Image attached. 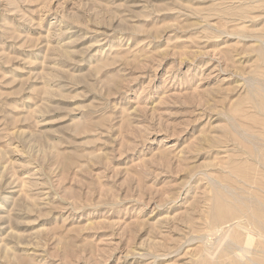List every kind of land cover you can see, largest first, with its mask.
Wrapping results in <instances>:
<instances>
[{"label": "rangeland", "instance_id": "374dc122", "mask_svg": "<svg viewBox=\"0 0 264 264\" xmlns=\"http://www.w3.org/2000/svg\"><path fill=\"white\" fill-rule=\"evenodd\" d=\"M0 264H264V0H0Z\"/></svg>", "mask_w": 264, "mask_h": 264}, {"label": "bare ground", "instance_id": "6f19581e", "mask_svg": "<svg viewBox=\"0 0 264 264\" xmlns=\"http://www.w3.org/2000/svg\"><path fill=\"white\" fill-rule=\"evenodd\" d=\"M251 232V231H250ZM212 255V254H211Z\"/></svg>", "mask_w": 264, "mask_h": 264}]
</instances>
